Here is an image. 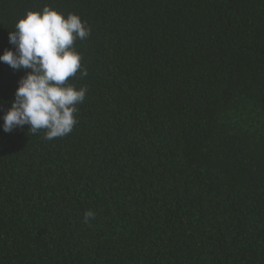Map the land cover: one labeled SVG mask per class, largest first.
Listing matches in <instances>:
<instances>
[{
  "label": "trees",
  "instance_id": "16d2710c",
  "mask_svg": "<svg viewBox=\"0 0 264 264\" xmlns=\"http://www.w3.org/2000/svg\"><path fill=\"white\" fill-rule=\"evenodd\" d=\"M45 6L90 28L88 92L5 133L0 62V264H264V0H0V55Z\"/></svg>",
  "mask_w": 264,
  "mask_h": 264
},
{
  "label": "clouds",
  "instance_id": "9594fccd",
  "mask_svg": "<svg viewBox=\"0 0 264 264\" xmlns=\"http://www.w3.org/2000/svg\"><path fill=\"white\" fill-rule=\"evenodd\" d=\"M90 34V28L77 14L65 17L49 6L40 12L28 11L18 20L15 30L8 34L14 50L5 49L0 55V62L14 71L25 72L2 117L5 133L26 125L33 134L44 130L47 140L71 133L77 123V105L88 92L87 87L77 89L67 83L78 70L81 77L88 75L74 41L87 39ZM94 218L93 211L85 212V223Z\"/></svg>",
  "mask_w": 264,
  "mask_h": 264
}]
</instances>
